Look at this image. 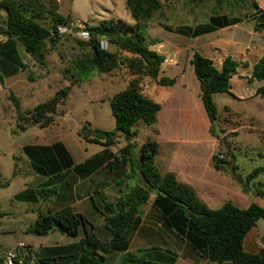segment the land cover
Masks as SVG:
<instances>
[{
    "label": "trees",
    "instance_id": "obj_1",
    "mask_svg": "<svg viewBox=\"0 0 264 264\" xmlns=\"http://www.w3.org/2000/svg\"><path fill=\"white\" fill-rule=\"evenodd\" d=\"M47 1L50 6L44 0H0V11L7 13L6 29L9 32L7 41L4 44L0 43L1 56L6 54L5 50L9 47L14 50L19 45L34 64L41 68L47 67L48 42L54 46L59 39V28L72 24L70 18H65L58 13L56 0ZM230 1L233 0H216L208 27L195 31L191 27H184L177 32L197 35L201 31H214L241 23L243 20L240 17H233L231 14L230 16L221 15L226 3ZM243 1L234 0L230 4L243 3ZM170 2L171 0H165L163 4L159 0H126V8L130 12L134 26L126 29L122 22L111 20L99 26L87 27L86 33L89 37L87 46L90 47L91 52L77 60L72 68H68L67 72L72 77L70 86L62 88L52 98L38 104L30 112H23L19 100L11 93L10 99L20 123L18 128L10 133L18 135L31 127L46 128L52 125L58 115L59 106L66 102L72 87L89 80L94 73H110L122 66H126L133 79L126 90L111 99V110L116 121L115 129L113 131L92 130L91 125L86 124L78 133L79 137L85 142L110 147L116 143L118 134L130 135L138 122L143 121L147 125L155 124L162 106L143 93L142 81L144 78H150L164 87L172 86L176 81L168 78L158 81L165 57L150 50V46L157 44L158 40L150 37L149 23ZM253 7L256 14L259 12L258 18L262 20L260 25H264V10L260 9L256 3ZM43 15L50 16L51 28L40 23L39 17ZM260 25L257 26V30ZM167 29L173 31L172 28L167 27ZM102 39L107 40L116 51L104 49L101 44ZM13 53L14 55L12 52L7 53L4 58L18 64L22 71L27 72L28 81L35 82L36 77L30 70V66L17 61V51L14 50ZM191 63L201 85V99L205 111L211 124L215 125L219 119V112L214 101L215 95L233 96L231 80L239 67H248V64L227 57L219 70L212 60L198 53L194 54ZM250 81L264 83V56L254 65ZM0 83H4L1 76ZM257 96L264 98V84L257 90ZM158 153L159 143L149 139L142 145L140 161L136 164L140 179L146 184V190L149 192L147 195L136 200L134 192L127 193L122 195L116 203H107L101 209L98 208L105 218L106 229L111 232L115 241H120L128 230L139 224L144 205L149 202L150 195L155 194L153 207L161 213L166 225L177 235L184 237L192 249L210 263L264 264V248L257 254H249L244 250L247 235L256 227L258 221L264 220V209L256 203H252L247 209H241L232 202L225 203L220 209L209 208L199 200L191 188L178 182L174 174L161 175L158 172L155 165ZM121 154L125 159L133 162V145L124 147ZM213 160L217 171L225 169L226 162L218 155L214 156ZM263 173L264 168L258 167L249 173L243 182L234 176L244 194L264 199V187L258 189V184H254L256 178ZM38 195L51 199L57 195V189L39 190ZM4 216L6 214L0 213V219ZM87 223L86 219L76 214L71 207L48 215L40 214L35 224L28 228V233L48 236L59 232L68 237H77L80 228L84 227L85 238L79 245L47 247L41 248L40 251L28 249L24 257L16 255L15 264H20V261L24 264H53L52 261L57 259L76 256L81 246L85 244L91 246L95 254L98 252L107 254L117 249L113 244L99 240L93 232H88ZM101 259L104 264V257ZM0 264H5L4 257H0ZM128 264H176V261L173 257L168 260H150L141 257Z\"/></svg>",
    "mask_w": 264,
    "mask_h": 264
},
{
    "label": "rangeland",
    "instance_id": "obj_2",
    "mask_svg": "<svg viewBox=\"0 0 264 264\" xmlns=\"http://www.w3.org/2000/svg\"><path fill=\"white\" fill-rule=\"evenodd\" d=\"M159 1L161 3L165 2L164 0ZM44 2L49 5L47 0H44ZM233 2L234 0L226 3L224 13H230L234 17L255 18L257 23L262 22L258 18L259 12L256 14L253 4L256 3L258 6H264V0H244L243 3L230 4ZM215 4L216 0H171L156 15L155 19L158 23L176 30L184 27H201L209 21V16L212 15ZM56 5L58 13L61 16L70 18L72 28H79L82 31L86 30L89 26H99L103 22L111 20L122 22L126 29L134 26V21L126 8V0H56ZM241 19L243 20V18ZM6 20V18L0 17V27L4 28L7 25ZM39 21L47 28L52 27V20L49 15L40 16ZM249 23L254 24L255 21L251 20ZM82 31L78 34L67 31L59 37L54 46L48 42L46 68L38 67L30 57H27L26 61L28 65H34V68L30 67V70L36 77L34 84L28 81L27 72H25V75L12 76L15 75L13 73L15 66L8 62L3 63L0 59V68L4 69L7 81L6 86L0 83V157L6 153V150L10 146L11 138H14L17 142L18 140L29 138L34 134H41L42 132L51 134L52 136L58 132H66L73 141L84 145L78 138L77 133L86 124L95 127L97 125L107 127L111 121L114 122L111 112V99L126 90L129 82L133 79L126 66H122L110 73H94L89 80L72 87L66 102L59 106L58 115L56 116L64 117L63 126L58 127L55 125L45 130L37 127L31 129L26 135L18 134L17 136H13L9 133V131H15L20 123L16 109L10 99L11 93L19 100L23 112H30L38 104L52 98L62 88L71 85L72 77L67 72L68 68H72L77 60L84 58L91 52L90 47L87 46L89 37ZM2 38L4 37L0 36V39ZM102 41L108 43L105 39H102ZM107 50L111 52L116 51L115 47L109 45V43ZM187 75H189V70L187 71ZM91 80L93 81L91 82ZM237 82L236 80L233 86L235 90L239 88ZM256 84L260 85L259 83ZM142 87L143 93L158 103L167 99L169 95L168 92L164 91V88L155 85L150 78H144ZM158 89L161 92L159 91L158 93ZM244 90H246L247 95H256L255 85L245 84ZM176 100L180 101L182 99L178 96ZM188 101L192 105V117L197 118L198 124L196 128H193L191 131L188 130L185 121H183V118H180L182 116H178L179 119L173 122V129L167 128L162 130L163 138L173 134V137L177 136L183 139L194 138L203 141L207 139L206 124L203 117L199 114L197 101L193 98H190ZM214 101L219 112L217 124L224 133L223 137H219L216 134L215 125L211 124L209 129L210 138L213 143L217 144L214 156H223L220 159L226 162L225 168L237 173L235 175L236 178L243 182L246 176L254 169L258 167L264 168V99L256 97L251 100L240 101L229 94H217ZM192 122L194 121L192 120ZM21 124L24 125V123ZM156 128L158 127L147 125L145 122L140 121L138 125L139 134L137 136L138 145L141 146L150 137L155 139L156 134L154 132ZM76 131L79 132L76 133ZM208 146L205 143L203 147L208 148ZM22 156L21 153H18L15 155L16 161L12 160V158H7L0 162V213L7 214L0 219V230L10 231L6 234L0 233L1 257L5 258L12 253L20 256L23 255L24 257L28 253V249L32 248H19L17 245L21 241H24V243L55 246L57 243L65 245L74 240L75 243L72 242V244L79 245V239L85 236L84 227L80 228L78 237H68L59 232H54L47 237L33 235L36 241L23 238L22 234L18 231L25 225H34L37 219L36 214L39 213L38 211L44 210L42 203L47 200L46 197L39 196L38 192L33 193L32 188H27L26 184L32 182L35 171L21 159ZM13 161L16 162L17 168L15 171L17 172V177L14 176L15 167L12 164ZM140 184L143 188H147L142 180ZM254 184H258V189L264 187V173L256 178ZM134 188H130L129 194L135 192L136 188ZM22 190L27 191L21 192ZM247 195L249 194H245L244 196L246 197ZM251 196L255 198V196ZM154 197L155 194L150 195L149 202L143 207L144 212L142 216V218L146 219V225L142 228V232L148 235L154 231L157 236L153 240H146L147 243L144 244L134 242L130 253L123 252L122 240L115 241L113 237L111 241H107V238L103 236L106 230V227H102L104 219L100 215L101 213L96 212V216L91 218V225L96 228L101 241L109 242L117 249L107 254L103 252L95 254L91 246L85 244L81 246V250L76 256L71 255L67 258L57 259L52 261V263L102 264L103 260L101 257H104V264H128L132 260L139 259L142 255L146 259L157 258L161 254H167V249L171 252L168 254L172 256L175 255L174 253H177V255H179V252L180 254L186 253L183 248L185 244L184 240L186 239L177 235L173 229H170L167 225L163 226L160 222H156L155 227L147 225L150 221H156L155 211L148 209ZM260 224L264 226V220H261ZM86 229L89 230L88 223L86 224ZM134 233V231L130 230L128 238L132 237ZM40 249L36 248V251H40ZM182 260L183 257L178 256L179 264H182Z\"/></svg>",
    "mask_w": 264,
    "mask_h": 264
},
{
    "label": "crops",
    "instance_id": "obj_3",
    "mask_svg": "<svg viewBox=\"0 0 264 264\" xmlns=\"http://www.w3.org/2000/svg\"><path fill=\"white\" fill-rule=\"evenodd\" d=\"M163 4H165V2ZM259 7L264 10V6L259 5ZM221 15L230 16V13H222ZM0 17L7 19V13L1 10ZM210 17L211 16H209V21L201 27H192L193 30L195 31L208 27L210 24ZM240 18H243V21L239 24L216 29L214 31H201L197 35L181 34L174 28L172 29L173 31H169L167 29L169 26L158 23L155 18L149 23L150 37L154 40H158L157 44L150 46V50L165 57V62L161 66L158 81L162 78L175 79L176 81L174 85L164 87L152 80L155 85L164 88V91L169 93L167 99L159 103L162 108L158 114L157 122L153 124V126L158 127L154 132L156 137L155 139L150 137V139L159 143V153L156 156L155 165L161 175H166L168 173L174 174L178 182L191 188L199 200L211 209H220L227 202H232L241 209H247L252 203L256 202V204L264 209L263 198H252L251 194L246 197L244 196L245 194L241 190V185L236 181L234 176L237 175V173H234L228 168L222 171H217L214 168L213 158L217 144L213 143L210 138L209 129L211 122L208 116H206L207 113L201 99V85L191 63L195 53L212 60L219 70L222 68L223 62L227 57H231L233 60L244 64L247 63L248 67H239L231 80L232 97L240 101H247L259 97L257 96V90L264 83L258 81L252 82L250 78L254 65L264 56V27L262 28V25L257 23L255 18L241 16ZM251 20H254L255 23H249ZM259 25L260 28L257 30L256 28ZM4 28L6 29L7 25L4 26ZM6 41L7 37L0 39L1 44H4ZM14 50L17 51V61L19 60V62L21 61L28 64L26 59L29 56L23 52L22 48L17 45ZM14 50L9 47L5 50V53L12 52V55H14ZM4 56L0 57L3 63L8 62L15 66L13 68V73L15 75L12 76L16 77L19 76V74L25 75V72L18 67V64L16 65L15 62L11 63V61H7ZM30 67L34 68V65ZM188 70L189 75H187ZM4 74L6 75L4 69L0 68V76L4 81L3 84L6 86L7 81ZM236 80L238 81L237 84H239V88L235 90L233 86ZM92 81L93 80H91V82ZM35 82L32 83L34 84ZM245 84L255 85V96L247 95L245 92L246 90H244ZM159 91L158 89L157 92L159 93ZM178 96L182 100H176ZM190 98L196 99L197 101L199 114L203 117L206 124L208 132L207 139L205 141L194 138L183 139L177 136L173 137V134L163 138L162 130L167 128L173 129V122L179 119L178 116H182L180 118H183L188 130L191 131L193 128H196L198 122L197 118L192 117V105L188 101ZM192 120L194 122H192ZM63 121L64 117L58 116L55 118V122L46 128L55 125L58 127L63 126ZM138 125L139 122L132 129L130 135L118 134L116 143L110 147H105L102 144L85 142L78 135V138L84 145L81 143L79 144L73 141L66 132H58L54 136L42 132L41 134H34L29 138L18 140L17 142L14 138H11L10 146L6 150L4 156L0 157V162L7 158H12V160L14 159V161H16L15 155L21 153L23 155L21 159L35 171L32 182L26 184L27 188H32L33 193L43 189H57L56 196L42 203L44 210L38 211L39 213L36 214L37 219L40 213L48 215L71 207L76 214L82 215L86 219L89 225L88 232H93L97 238L101 240L96 232V228L90 223L92 220L91 218L96 216V212L100 213L98 208L101 209L107 203L114 204L122 195L129 193L130 188L142 186L140 184L141 179L136 164L140 161L141 147L144 142L141 146L138 145ZM115 127V117L114 122L111 121L107 127H103L102 125H97L95 127L91 125L92 130L104 131H113ZM33 128H37V126L31 127L21 134L26 135ZM46 128L41 129L45 130ZM5 129L8 130L7 128ZM77 132L79 131H76V133ZM134 133H136V135H134ZM205 143L209 145L208 148L203 147ZM129 144L133 145V162L125 159L121 154V150ZM14 161L12 162L15 167L14 176L17 177V172L15 171L17 167ZM26 191L22 190L21 192ZM155 198L156 195L148 209H153L155 211L156 221H150L147 225L155 227V223L160 222L165 226L166 222L162 215L153 207ZM100 215L104 219L102 227H106L105 218L102 214ZM260 223L261 220L257 222L256 227L249 232L244 241V250L249 254H257L264 248V226ZM144 225H146V219L142 218L135 228L130 229L135 232L132 237L128 238V232L130 230L124 234L121 239V244L124 247L123 252L130 253L131 246L134 242L144 244L147 243L146 240H153V238L157 236L154 231L145 235V233L142 232ZM31 226L32 225H25L18 231L22 234L23 238L36 241L33 237L34 234L27 232L28 228ZM1 232L6 234L10 231L0 230V233ZM104 233L103 236L107 238V241H111L113 238L111 232L106 229ZM174 237L178 238L176 236ZM84 238L85 236L79 239V241ZM184 241L185 244L183 248L186 253L180 254L179 252V255L174 253L175 255L172 256L168 254L171 252L167 249V254H161L157 256V258H150V260H168L173 257L176 264H179L178 256H181L183 257L181 261L182 264H213L197 251L193 250L186 240ZM72 242L75 243L74 240H72ZM72 242L70 241L65 245H59V243H57L55 246H67L72 244ZM128 242H130V244H128ZM17 246L19 248L31 247L32 251H36V248L54 247L51 245H38V243H24V241H21ZM141 257H144V255Z\"/></svg>",
    "mask_w": 264,
    "mask_h": 264
},
{
    "label": "water",
    "instance_id": "obj_4",
    "mask_svg": "<svg viewBox=\"0 0 264 264\" xmlns=\"http://www.w3.org/2000/svg\"><path fill=\"white\" fill-rule=\"evenodd\" d=\"M262 28L264 27L263 25L261 26ZM67 30L68 31H72L73 33L75 34H78L80 33L82 30L79 29V28H72V26H68L67 27ZM83 33H86V30H83L82 31ZM87 34V33H86ZM0 36L2 37H8L9 36V32L7 29L3 28V27H0ZM215 128H216V134L219 136V137H223L224 136V133L220 130L217 122L215 123ZM149 192L143 188L142 186H137L136 187V190L134 192V198L136 200H139L141 197L147 195Z\"/></svg>",
    "mask_w": 264,
    "mask_h": 264
},
{
    "label": "built area",
    "instance_id": "obj_5",
    "mask_svg": "<svg viewBox=\"0 0 264 264\" xmlns=\"http://www.w3.org/2000/svg\"><path fill=\"white\" fill-rule=\"evenodd\" d=\"M68 30H67V27H63V28H59V37L62 35V34H64V33H66ZM86 36H88V34H86V33H84ZM101 44H102V47L104 48V49H107V47H108V43H105L104 41H101ZM220 158H223V156H221V155H218ZM16 255L17 254H14V253H12V254H10V255H7L6 257H5V264H15V262H14V258L16 257ZM20 264H24L23 262H21L20 261Z\"/></svg>",
    "mask_w": 264,
    "mask_h": 264
}]
</instances>
